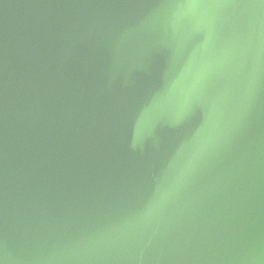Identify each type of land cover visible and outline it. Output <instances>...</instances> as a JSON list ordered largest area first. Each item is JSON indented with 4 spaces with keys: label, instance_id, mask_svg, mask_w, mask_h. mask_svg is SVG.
Instances as JSON below:
<instances>
[{
    "label": "water",
    "instance_id": "obj_1",
    "mask_svg": "<svg viewBox=\"0 0 264 264\" xmlns=\"http://www.w3.org/2000/svg\"><path fill=\"white\" fill-rule=\"evenodd\" d=\"M0 264H264V0H0Z\"/></svg>",
    "mask_w": 264,
    "mask_h": 264
}]
</instances>
